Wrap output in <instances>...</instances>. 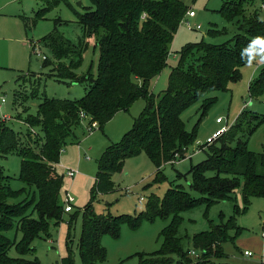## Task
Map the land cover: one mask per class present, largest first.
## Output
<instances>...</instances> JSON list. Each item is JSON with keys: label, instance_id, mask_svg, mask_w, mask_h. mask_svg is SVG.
<instances>
[{"label": "trees", "instance_id": "trees-1", "mask_svg": "<svg viewBox=\"0 0 264 264\" xmlns=\"http://www.w3.org/2000/svg\"><path fill=\"white\" fill-rule=\"evenodd\" d=\"M257 1L225 3L218 13L235 27L234 36L221 44L203 40L185 46L179 53V65L172 70L168 90L159 95L151 93L149 86L168 66L171 45L189 12L185 0H90V11L79 15L84 38L78 45L58 33L47 37V47L57 61L53 65L57 71L53 77L61 82L89 81L91 86L81 99L45 96L37 115L26 119L29 129L24 140H28L27 143L21 133L0 117V156L17 154L21 158L19 180L26 185L23 190H14L13 178L0 165V264H41L26 256L33 252L32 244L50 224H58L67 213L60 201L63 177L57 173L56 166L66 141L78 139L76 131L86 122L88 128L95 123L103 127L119 112L129 111L138 100L146 102L133 129L100 160L95 191L101 194L114 190L112 176L122 169L128 158L144 152L158 169L187 159L186 153L196 140L199 123L189 132L182 116L191 107L201 104L204 119L216 104L218 93L230 91V86L242 79L241 70L246 64L240 57L241 49L254 36L264 35V21ZM208 34L215 37L228 35L229 31L216 26ZM91 40L100 49L98 76L80 77L75 71L81 66ZM261 78L251 87L255 96L264 91V74ZM260 125H264V116L245 109L219 139L214 151L208 153L207 159L192 167L190 175L194 184L191 188L199 198L183 187H176L169 189L163 199L150 197L147 211L135 216L104 219L87 208L79 244L83 264L107 259V250L101 245L103 235L118 239L124 224L137 230L143 222L157 218H169L171 222L161 234V257L148 264H172L171 257L175 254L182 258L181 264H207L212 254L222 255V245L234 239L230 231L236 230L237 234L240 231L235 219L230 218L223 224L212 223L209 231L194 237L195 248L202 251L201 259L194 261L178 237L183 222L181 214L202 205L233 199V193L241 184L247 203L252 197L264 198V153L249 148L250 137ZM33 128L40 129L44 139L36 134L33 140L30 137ZM164 179L159 172L156 181ZM26 188L36 189L38 201L26 199L13 204ZM34 212L38 219L33 218ZM15 228L22 234L21 241L15 243L19 258L9 256L15 244L7 233ZM63 264H74L71 254Z\"/></svg>", "mask_w": 264, "mask_h": 264}, {"label": "rangeland", "instance_id": "rangeland-1", "mask_svg": "<svg viewBox=\"0 0 264 264\" xmlns=\"http://www.w3.org/2000/svg\"><path fill=\"white\" fill-rule=\"evenodd\" d=\"M229 1L235 0H185L189 12H195L196 16L190 18L187 14L179 26L171 45L168 66L151 81V93L159 95L168 90L172 70L179 65V53L185 46L203 40L221 44L234 36L235 27L218 13ZM263 2L264 0H258L257 6L264 21ZM90 7V0H0V117L9 116L7 124L21 133L25 143L28 142L24 139H27L29 129L26 119L29 115H37L45 96L81 99L91 86L89 81L61 82L53 77L57 73L53 66L57 61L46 44L47 37L58 33L65 40L78 45L84 38L79 15L90 11ZM199 25L201 30L196 29ZM216 26L220 29L227 28L229 34L211 37L208 32ZM95 44L91 40L85 48L83 62L75 71L80 77L89 74L94 78L98 76L100 49ZM44 57L49 61H45ZM241 73L242 79L232 84L230 91L218 93L216 104L204 119L201 104H196L183 114L187 131L192 132L199 123L196 140L186 153V160H177L158 169L144 152L128 158L122 169L112 176L114 190L111 193L101 194L95 191L100 160L110 147L122 142L133 129L146 102L138 100L129 111L119 112L103 127L96 125L91 129L86 122L76 131L78 139L70 138L66 141L56 166L57 173L63 177L60 201L65 208V199L69 194L74 200L73 211L64 213L63 220L58 224L51 223L49 229L34 241L33 252L26 258L38 260L41 264H63V260L71 254L74 264H83L79 244L87 208L104 219L110 216H135L147 211L150 197L163 199L169 189L176 187H183L193 197L199 198L191 188L194 183L190 170L207 159L208 153L214 151L219 144L218 140L205 146L208 138L225 125L231 128L245 109L264 116V91L259 96L251 91V87L262 79L264 66L246 65ZM218 118L224 119L223 125L216 124ZM36 134L41 139L45 137L36 128L30 137L35 140ZM249 148L253 152L264 153V125H260L250 137ZM0 165L13 178L14 190L26 187L19 180L21 158L17 154L0 156ZM67 170H78L80 174L70 178ZM159 172L165 177L161 182L156 181ZM38 197L36 189L26 188V192L12 203L17 204L26 199L37 202ZM232 198L211 206L202 205L181 214L183 222L178 229V237L182 240L185 252L190 251V259L195 261L201 259L202 255V251L194 246L196 235L209 231L212 223L223 224L234 218L240 231L237 234L236 230H231L229 234L234 238L233 241L223 244V254H212L207 264H264V198L252 197L247 203L243 184L233 193ZM73 217L75 219L71 221ZM33 218H39L37 212L33 213ZM170 222L169 218H157L143 222L137 230L126 223L122 226L118 239L108 234L103 235L101 245L107 250V259L95 264H148L160 258L159 253L163 247L161 234ZM7 235L14 244L22 239L17 228ZM246 252H251L252 257L245 255ZM9 256L21 257L16 244L9 250ZM171 258L172 264L182 262L177 254Z\"/></svg>", "mask_w": 264, "mask_h": 264}, {"label": "built area", "instance_id": "built-area-1", "mask_svg": "<svg viewBox=\"0 0 264 264\" xmlns=\"http://www.w3.org/2000/svg\"><path fill=\"white\" fill-rule=\"evenodd\" d=\"M262 8L264 9V4H263V6H262ZM188 16L190 17V18H193V17H195L196 16V14H195V12H193V11H190V12H188ZM196 29L197 30H201L202 29V27L199 25V26H197L196 27ZM44 60H47V58L46 57H44ZM4 101V100H3ZM263 103H264V101H263ZM83 117H84V115H82ZM4 118V120H10V118L8 117V116H4L3 117ZM216 123H217V125H219V126H221V125H223V123H224V119L223 118H218L217 120H216ZM96 123L91 127V129H94L95 127H96ZM231 128H229L228 127V125H225V126H223V128H220L218 131H216L215 132V134H213L212 135V137H210V138H208V140L206 141V145L205 146H210V145H212L213 143H215L216 141H218L220 138H222L229 130H230ZM67 174H68V176L70 177V178H75V177H77L79 174H80V172L78 171V170H76V171H73V170H67ZM73 198L69 195V194H67V196H66V199H65V203H66V206H65V211L67 212V213H70V212H72L73 211V207H72V203H73ZM193 255L195 254L194 252L192 253ZM245 255H247V256H249V257H252V253L251 252H246L245 253Z\"/></svg>", "mask_w": 264, "mask_h": 264}, {"label": "clouds", "instance_id": "clouds-1", "mask_svg": "<svg viewBox=\"0 0 264 264\" xmlns=\"http://www.w3.org/2000/svg\"><path fill=\"white\" fill-rule=\"evenodd\" d=\"M240 57L248 67L264 66V35L254 36L241 49Z\"/></svg>", "mask_w": 264, "mask_h": 264}, {"label": "crops", "instance_id": "crops-1", "mask_svg": "<svg viewBox=\"0 0 264 264\" xmlns=\"http://www.w3.org/2000/svg\"><path fill=\"white\" fill-rule=\"evenodd\" d=\"M4 116H7V115H4ZM4 116H2V118L4 117ZM9 117V116H8ZM217 124V123H216ZM219 126V125H218Z\"/></svg>", "mask_w": 264, "mask_h": 264}]
</instances>
